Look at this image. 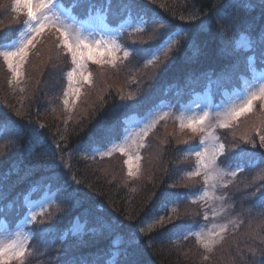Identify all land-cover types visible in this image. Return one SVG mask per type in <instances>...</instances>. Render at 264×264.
<instances>
[{"label": "trees", "instance_id": "16d2710c", "mask_svg": "<svg viewBox=\"0 0 264 264\" xmlns=\"http://www.w3.org/2000/svg\"><path fill=\"white\" fill-rule=\"evenodd\" d=\"M61 2L65 8L68 4L73 5V0ZM139 2L150 15L165 21L169 30L189 29L188 39L196 37L200 46L199 55L194 56L187 43H184L175 54L174 62L147 68L135 56L117 61L115 69L91 63L89 66L93 73V83L87 86L83 96L89 92L81 97V106L78 104L72 115L65 112L63 105L65 76L72 68L71 59L63 54V50L56 48L58 41L52 33L54 31L46 33L47 41L42 47L41 44L37 46L29 58L28 89L23 95L20 91L8 89L11 73L0 62V78L4 79V83H0V113H7L24 125L26 130L40 124L45 125L42 129L45 143L37 151L55 153L57 159L63 156V165L67 166L53 170L32 168L26 159V150H12L7 140L0 143V155L7 153L0 160V221L6 220L8 224L18 222V218H23L27 212L23 206L25 197H40L46 191L44 185L48 183H51V189L55 192L65 180L74 177L80 182L74 187L89 193L94 205L93 215L125 226L111 236L97 237L89 247L80 250V254L90 264L92 261L105 264L110 258L108 252L111 240L117 235L125 241L128 239L127 226L135 228L150 214L149 210L155 203L152 195L154 192L158 194L167 184L176 183L177 186L171 191L195 194L204 189L205 183L202 176L188 180L185 176L196 164L192 156L185 157V149L197 145L200 137L187 129L181 131L176 122L162 123L149 134L147 147L142 151L143 169L137 178L126 176L128 172L125 157L120 153L109 159H85L82 155L90 151V148L84 147L89 136L99 137L101 124L105 127L115 125V136L119 140L120 130L123 128L121 121L133 111L143 115L166 101H177L178 105L186 104L196 93L203 92L208 87L212 88L215 97L222 96L224 91L237 88L247 72L248 57H254L259 66L264 64L260 57V36L264 31V9L259 6L261 0H245L254 7L239 31L229 27V12H225L219 22L213 18L208 31H198V25L208 20L215 13L216 6L226 0ZM91 4L101 8L105 6V0H82L73 8L74 12L86 15ZM12 7L13 0H0V45L16 39L25 27L23 21L26 17L20 15L17 19ZM118 10V0H113L110 15L120 20L121 17L116 15ZM197 13L200 19L189 24L187 18ZM181 15L185 20L179 18ZM221 29H224V35H221ZM244 33L256 42L254 51L233 52ZM124 36L122 41L130 48L150 47L153 44L150 36L142 33ZM141 41L144 43H140ZM225 49L232 54H226ZM36 52L40 55L37 56ZM129 95L136 99L128 100ZM120 96L126 99L121 101ZM122 103L136 104L137 107L119 108ZM15 111L20 115L16 116ZM258 132L264 134V111H261V103H257L251 113L239 118L231 128L220 133L229 155H234L231 149L239 145L237 152L243 148L251 158L261 161L260 167L246 168L238 175L233 182L235 192L228 193V197L231 195L230 198L235 202L234 212L241 214L240 226H232L223 241L211 252H206L194 235L183 239L185 232L196 231L204 222L202 207L184 200L179 206L178 216H173L172 222L159 226L146 235L139 234V264H252V261L260 262L264 259L261 256L264 251V209L256 206L257 201L264 197V188L252 195L257 186L264 184V180L259 179L264 175V148L260 147ZM242 137L255 141L256 147L244 143ZM27 141L26 135L21 143L26 145ZM57 143L59 148L56 147ZM100 143L103 145L107 141L100 140ZM54 173L59 178L50 181L48 178ZM235 198L239 201L236 202ZM87 207V203L76 210L58 209L54 206L50 211L52 216L43 219L49 220L50 224H33L31 229L36 235L33 240L35 246L29 247L31 255L27 257L26 264H61L63 257L57 251L63 250L60 233L53 231L42 235L40 229L50 225H55L57 229L66 228L72 217ZM84 218L81 217L82 220ZM174 224L189 227L173 231ZM119 259L122 260L123 256ZM12 264L16 262L13 261Z\"/></svg>", "mask_w": 264, "mask_h": 264}, {"label": "snow or ice", "instance_id": "6c2138e0", "mask_svg": "<svg viewBox=\"0 0 264 264\" xmlns=\"http://www.w3.org/2000/svg\"><path fill=\"white\" fill-rule=\"evenodd\" d=\"M82 0H73L72 8L77 7ZM155 2V0H153ZM113 0H105V6L97 8L95 4H91L83 20L78 19L73 15L72 9L65 8L61 0H13L12 11L20 15H24L26 19L23 21L26 30L19 33L20 39L13 41L7 45H0V58L3 59L8 71L11 73L9 84H20L24 77V67L28 63L30 56L43 37L45 31H53L55 38L58 41L57 49L63 50V54L70 56L72 68L66 73L67 88L63 93V105L65 110H70L75 101H78L81 95L83 85H92V73L88 70L89 62L100 67L105 65L115 69L117 67V53L123 52L125 60L131 57H137L143 61L144 67L155 66L157 64L174 62L175 54L179 52L184 43H187L192 54L199 55L200 46L197 43L195 36L191 40L188 39L189 29L179 28L169 30L168 24L150 15L149 11L142 7L139 0H118V12L120 16L119 23L112 27L109 24V15L112 14ZM264 9V0H261L260 5ZM253 5L246 3L245 0H226L225 3L216 6L215 13L209 16L208 20L203 21L198 25V31H208L213 18L217 22L223 17L225 12L230 13L229 27L239 31V28L246 22L248 13L253 9ZM181 20L185 17L181 15ZM200 19L199 13L187 18L189 24ZM264 19V13H262ZM151 25L152 27H149ZM142 33L150 36L153 41L150 47H125L119 43V39L125 34L133 35ZM224 29H221V35H224ZM158 42V43H157ZM133 43H137L133 41ZM140 43H144L141 41ZM255 41L247 36L246 33L241 34L240 41L236 44L233 52L241 50L255 49ZM226 54L227 49L224 50ZM95 53V55L93 54ZM104 53H107L109 59H104ZM39 56L40 53L36 52ZM260 57L264 63V31L260 36ZM247 71L252 75V82L247 85L242 97H237L238 103L229 104L225 110L217 112L216 116L223 118L218 120L216 127L231 128L233 123L238 121L241 116L251 113L256 101L261 102V111H264V69L257 70L255 58L248 57ZM24 91L23 88L20 89ZM75 98L73 104H70V99ZM126 98L120 96V100ZM128 100H135L136 97L129 95ZM119 108L137 107L136 104L122 103ZM15 115L20 113L15 111ZM168 113L156 116L153 113H146L144 117H140L135 111L125 116L121 123L123 128L120 130L121 135L119 141L115 136V125L105 127L100 125L99 137L89 136L88 143L84 146L90 151L84 155L87 159L89 156L95 160L97 156H111L115 152L127 156L125 164L128 166V176L138 177L140 171L139 161L142 157L139 154L140 149L147 147L144 141L149 133L154 130L155 125L161 119H165ZM180 128L183 131L185 128L191 130L193 134L204 133L206 127H213L211 110H204L201 115L185 117L183 112L180 117ZM45 125L40 124L34 128L26 130L24 125L19 124L16 120L8 116L7 113H0V143L7 140L12 150L27 151V161L32 168L53 170L63 165L64 157L60 156L57 159L55 153L38 152L37 149L43 147L45 138L42 135V129ZM259 135L260 147L264 148V134ZM28 136L27 144H22L25 136ZM207 133L202 136L199 143L185 149V157L194 155L196 158V167L185 173L187 178L197 177L203 173L204 183L215 188L219 184L223 188H227L238 173L245 171L246 168L260 167L261 161L250 157L249 153L243 148L237 152L234 146L231 152L234 155L226 153L225 144L220 141L219 136L214 137L217 143L209 149L207 146ZM137 137L138 139H134ZM14 138V139H13ZM63 139V137H61ZM244 143L251 144L256 147V142L250 139L241 138ZM100 140H106V144H101ZM132 145H135V151H130ZM56 147L60 145L57 143ZM7 155V153L3 154ZM0 155V160L3 159ZM220 157H224L220 160ZM247 160V163L244 161ZM219 161V162H218ZM233 161H239L233 164ZM135 165L136 171H133ZM221 165H224L223 167ZM70 171V169H69ZM59 178L57 173L48 179L56 180ZM228 178V179H226ZM259 179L264 180V175ZM80 182L74 177H69L60 185L55 192L51 189V183L44 185L47 193V199L40 201H32L29 197H25L24 207L27 209L26 215L20 220L15 228H10L7 223L0 225V264H26L27 257L31 255L28 251V243L35 235L31 231H25L32 224L37 223V216H52L47 209L55 205L58 209L67 208L68 210H76L88 204L87 208L73 216L68 227L57 229L55 225L42 227L40 233L48 234L53 231L60 233L59 239L63 250L60 255L63 257L61 264H90V262L80 254V250L89 247L95 242L97 237L111 236L113 233L121 231L125 226L119 223L106 221L102 216L93 215L94 205L89 193L82 192L78 187ZM177 186L176 183L167 184L160 192L153 193L155 203L150 214L146 215L135 228L128 225V239L125 241L123 237L117 235L111 240L110 249L108 252L109 259L105 264H139L138 257V241L139 234H148L158 226H165L172 222L173 216H178L179 206L184 200H189L191 203H199L205 201L209 197L207 187L199 193H179L171 191ZM264 188V184L257 186L252 193L260 192ZM63 193V195H61ZM215 199L223 202L228 199L226 194L216 196ZM256 206L264 209V197L257 201ZM96 211H102L96 209ZM2 212V210H0ZM85 217L83 220L81 217ZM91 217V219H89ZM131 217H129L130 219ZM204 219L208 220V214L205 212ZM40 224H50L49 220H40ZM188 225L174 224L173 231H180L188 228ZM227 231V226H221L217 232H204L203 227L199 232L187 231L183 235V239H188L189 236L195 235L198 242L206 252H211L214 246L220 243L224 236L222 233ZM124 245L122 248L121 246ZM123 256V259L119 258ZM264 257V251L261 252ZM208 259L207 256L204 257ZM91 264H96L92 261ZM247 264V262H246ZM252 264H264V259L260 262L252 261Z\"/></svg>", "mask_w": 264, "mask_h": 264}, {"label": "rangeland", "instance_id": "374dc122", "mask_svg": "<svg viewBox=\"0 0 264 264\" xmlns=\"http://www.w3.org/2000/svg\"><path fill=\"white\" fill-rule=\"evenodd\" d=\"M67 6V5H66ZM66 8H70V9H72V12H74L75 10L72 8V6H70L69 4H68V6L66 7ZM74 15V14H73ZM78 15H79V17L81 18V19H85L86 18V15H82L81 13H78ZM80 18H78V19H80ZM119 23V18L118 17H113V16H111V15H109V24L112 26V27H114V26H116L117 24ZM24 30H26V26L22 29V31H24ZM54 31V30H53ZM47 32H49V31H45V33H44V35H43V37L42 38H40V42H39V44H38V47H39V45H40V47H42V45H43V43L45 42V41H47V36H46V33ZM52 32V31H51ZM52 33H54V32H52ZM54 36H55V34H54ZM124 38H125V36H123ZM123 37L122 38H120L119 39V43L120 44H122V45H124L125 47H127L126 45H125V43L122 41L123 40ZM21 37H20V35H19V33H18V35H17V38L16 39H14L13 41H17V40H19ZM241 39V38H240ZM240 39H239V41H240ZM57 41V40H56ZM238 41V42H239ZM7 44H9V43H6V44H4V45H7ZM245 51H249V50H245ZM94 55H95V53H93ZM117 57H118V60L117 61H119V60H123L124 58H123V52L121 51V52H118L117 53ZM103 58L104 59H109V56H108V54L107 53H104V56H103ZM0 62H2V63H4L3 62V59L2 58H0ZM89 64H91V62H89ZM89 64H88V70L91 72V70H90V66H89ZM255 65H256V68H257V70H260V69H264V64L262 65V66H259L256 62H255ZM6 66V65H5ZM29 66V65H28ZM27 66V64L25 65V67H24V77H23V79H22V82L20 83V84H9L10 86V88H8V89H13V90H15L16 92L17 91H20V89L21 88H23L24 89V91L23 92H21V95H23L24 94V92L28 89V82H29V74H27V72H28V69H29V67ZM34 67H36V65L34 64L33 65ZM7 68V67H6ZM145 68H147V67H145ZM71 70V69H70ZM92 73V72H91ZM9 79H11V77H9ZM92 79H93V73H92ZM252 82V75H251V73L250 72H246V74L241 78V82L239 83V85L237 86V88H235L233 91H230V90H226V91H224L223 92V95L222 96H218V97H215L214 95H213V90H212V88H207L206 89V92H202V93H200V94H196V95H194L193 96V98L191 99V100H189L188 102H186V104H181V105H174V104H176L177 103V101H168V102H162L159 106H157L156 108H154V109H150V111H147L146 113H153L154 115H156V116H160V115H163L165 112H167L168 113V115H167V117L165 118V119H161L160 121H159V123H157L156 125H155V128L156 127H158L159 125H161L162 123H165V122H176L177 123V125H179V128H180V120L179 119H177V117H180L181 116V114H182V112H183V114H184V116L185 117H187V116H198V115H201L202 114V112L204 111V110H211V113H212V120H211V123H212V125H213V127H206V129H205V132L204 133H196L199 137H200V139H201V137L202 136H205L207 133H211V135L210 136H208V140H207V146H208V148L209 149H211L216 143H217V141L214 139V137H216V136H219V138H220V141L221 142H223L224 143V139L222 138V136H221V132L225 129V128H220V127H216L215 125H216V123L218 122V120H220V119H222L223 117L222 116H220V117H217L216 116V113L217 112H223L224 110H225V108L229 105V104H231V103H238L239 101L236 99L237 97H242L243 96V94H244V90H245V88L247 87V85L249 84V83H251ZM0 83H4V79H2V78H0ZM87 84H85V85H83V87L81 88V95H80V98H79V100L78 101H75V103H74V106L70 109V110H65V112L68 114V115H72V112H74V110L77 108V106H78V104L81 106V102H80V99H81V97L83 96V94L85 93V91L87 90ZM66 88H67V80H66V86H65V90H66ZM64 90V91H65ZM89 91H87L86 92V94L88 93ZM85 94V95H86ZM84 95V96H85ZM83 96V97H84ZM61 97V96H60ZM75 100V98L73 97V98H71L70 99V104H73V101ZM257 103H261L260 101H256L255 102V104H254V108H253V110L255 109V107H256V104ZM145 113V114H146ZM145 114H143V115H139L140 117H144V115ZM242 117V116H241ZM240 117V118H241ZM237 122V121H236ZM236 122H234V123H236ZM233 123V124H234ZM154 128V129H155ZM189 130V131H191L190 129H188V128H185L184 130ZM180 130H181V128H180ZM153 131V130H152ZM151 131V132H152ZM182 131V130H181ZM150 132V133H151ZM149 133V134H150ZM149 136V135H148ZM148 136H147V138H148ZM134 139H138L137 137H134ZM117 141H119V140H117ZM144 143L145 144H147V139L144 141ZM143 149L144 148H142V149H140V151H139V154H140V156L143 158V153H142V151H143ZM226 149V148H225ZM130 151H135V145H132V148L130 149ZM118 153H120V152H115V153H113L111 156H104V157H101V156H97L96 158H95V160H103V159H109V158H112V157H114V156H116ZM226 153L228 154V152H227V150H226ZM121 154V153H120ZM86 155V154H85ZM123 155V154H122ZM229 155V154H228ZM124 157H125V160H127V156H125L124 155ZM192 157L195 159V162H196V158H195V156L194 155H192ZM89 159H91V160H93L90 156H89ZM220 160H223L224 159V157H220L219 158ZM94 161V160H93ZM219 162V161H218ZM233 164H235V163H238V162H236V161H233L232 162ZM139 165H140V171H139V175H138V177L141 175V172H142V169H143V167H142V159L139 161ZM222 167L224 166V165H221ZM126 167H127V172H128V166H127V164H126ZM195 167H196V164H195ZM194 167V168H195ZM193 168V169H194ZM133 171L135 172L136 171V167H135V165L133 166ZM191 171V170H190ZM242 172H240V173H238L237 174V176L238 175H240ZM126 176H128V173H126ZM200 176H202V178H203V173L200 175ZM236 176V177H237ZM129 177V176H128ZM236 177L232 180V182L229 184V186L227 187V188H223V187H221L219 184H217V186L215 187V188H212L211 187V183L212 182H210V184L208 185V186H206L205 185V187H204V189L207 187V190L209 191V197H207L206 199H205V201H201V202H199V203H196V204H199L201 207H202V209H203V212H204V214H205V212H207V214H208V217H209V219L208 220H205L204 219V222H203V224L199 227V229H197L196 230V232H199L200 230H201V227H203V229H204V232L205 233H207V232H209V231H211V232H217V231H219V229H220V227L221 226H224V225H226L227 226V231L226 232H224V233H222V235L225 237V235L227 234V232H228V230H230L231 229V227L232 226H238V224H239V226H240V218H242L241 217V214L240 213H238V212H234L235 211V206H234V204H235V202L233 201V199L232 198H230V196L228 197V193L229 192H232V193H234L235 192V190H236V187H234L233 186V182H234V180L236 179ZM135 178H137V177H135ZM188 179H191V178H187V180ZM226 179H228V178H226ZM203 180H204V178H203ZM231 193V194H232ZM223 194H226L227 195V197H228V199L227 200H225V201H223V202H221V201H219V200H217V199H215V197L216 196H220V195H223ZM237 195H238V193H237ZM29 198L32 200V201H40V202H43V200H45V199H47V193H46V191L40 196V197H38V198H36V197H34V196H32V195H30L29 196ZM236 202L237 201H239V199H234ZM55 205H53L52 207H50V208H48L47 209V211L48 212H50L51 210H52V208L54 207ZM47 217V215H45V216H43V217H41V216H37V223H34L35 225H39L40 223H39V221L40 220H42V219H45ZM24 218V217H23ZM23 218H18V222L20 221V220H22ZM7 221L5 220H2L1 222H0V225H3V224H5ZM15 221H13V222H11L8 226L10 227V228H15V226L17 225V223L18 222H15ZM33 225V224H32ZM31 225V226H32ZM31 226L30 227H28V228H26L25 229V231H31V232H33L32 231V229H31ZM159 227V226H158ZM156 229V228H155ZM154 230V229H153ZM152 230V231H153ZM193 231H195V230H193ZM40 236H41V234H40ZM40 236H39V238H40ZM195 236V235H194ZM36 237V235H34L33 236V238L29 241V243H28V251L31 253V249L29 248V247H33V246H35L34 245V243L35 242H33V240H34V238ZM196 237V236H195ZM196 240H197V238H196ZM198 241V240H197ZM223 241V240H222ZM221 241V242H222ZM220 242V243H221ZM199 243V242H198ZM220 243H218V244H216L215 246H214V248L217 246V245H219ZM122 248H123V246H121ZM213 248V249H214ZM35 264H39L38 262L37 263H35Z\"/></svg>", "mask_w": 264, "mask_h": 264}]
</instances>
